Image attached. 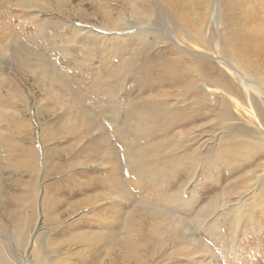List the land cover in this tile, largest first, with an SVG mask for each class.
Returning a JSON list of instances; mask_svg holds the SVG:
<instances>
[{"label": "bare ground", "instance_id": "obj_1", "mask_svg": "<svg viewBox=\"0 0 264 264\" xmlns=\"http://www.w3.org/2000/svg\"><path fill=\"white\" fill-rule=\"evenodd\" d=\"M69 1L71 2V0H53L54 3H49V8L54 11L59 10L61 3L66 4ZM83 1L85 0H81V4ZM89 1L90 7L100 14H114L113 9L109 7L110 4L103 3V0ZM107 1L119 4L125 11L130 9L137 17H141V11L146 12L149 4L147 0ZM223 1L222 27L224 30L219 38L220 42H223L220 52L223 57L220 58L224 60L226 66H231V63L237 66L239 69L237 71L241 74L238 79L243 82L248 92L249 84L243 79H247L246 75H249L250 69L256 67L257 73L253 72V74L260 91V88L264 89V35L259 36L262 32L261 27L263 28L259 22L264 20V15H259L260 11L256 12L258 15H253L251 12L255 10L250 7L248 0L240 3L234 0ZM22 2V5L28 9H35L41 5L38 0H22ZM258 3L256 4L258 8L261 6L260 8L263 9L264 0H259ZM187 4L190 8L198 6L196 1L193 3L190 0H166V8L175 23L176 37L186 36L192 42H212L213 34L208 40L203 35L202 20L205 12L196 13L194 12L196 10H188ZM202 7L204 11L208 9L206 2ZM146 16L150 17L148 14ZM248 18L256 25L253 24L250 28ZM114 23L115 21L112 20V26L116 28L117 24ZM179 24H183L187 30L184 31ZM155 25H158L157 20ZM159 30L151 28L145 32L136 29L133 38L139 42L127 43L131 39L120 40L121 47L124 45L127 47H118L116 52L118 55L104 56L103 64L100 66L102 73L93 75L94 80H90V93L92 98H95L91 100L94 101L91 105L104 119L111 122L110 128L99 131L96 138L100 146H103L102 159L110 160V166H106L104 161L99 164V166H105L101 167L100 171L103 177L92 178L95 176L90 174L87 180L78 179L79 190L91 193L81 199H72L70 204L59 200L58 195L54 198L45 197L47 214L55 215V218H57L55 212L60 202H65L67 206L62 210L59 209L58 217H60L59 212L70 214L74 210L83 209L82 207H85L83 210L86 213L95 210L96 223L84 219L88 217L86 213L80 217V221L85 223L81 225L90 229L95 228V230L79 229L77 233H69L64 241L67 249L74 243L79 244L80 249L94 248L98 246L97 242L99 246L104 243L105 250L100 258L101 264H142L144 261L138 253H147L149 246H154L151 255L158 256L160 248L167 240H170L171 244H183L178 248L174 247L179 254L184 256H190L195 252L202 254L208 251L207 245L198 243L193 234L189 233L188 214L193 215L192 220L202 224L209 234H215L216 231L220 233L223 230L219 225L221 216L230 219L229 230L226 231L229 237L233 238L243 222L250 221L252 224L255 222L252 211L264 207V181L261 187L253 189L254 191L250 186V182L258 180L255 173L264 172V112L260 110V116H263L261 118L263 130L251 131L241 125L231 128L227 121L234 115L233 106L240 109L237 99L233 96L239 94V88L231 84L225 77L227 76L225 72L215 68L210 64L211 62H206L203 57L183 51L179 45L178 48L167 45L163 49V43H161L163 39L158 34ZM250 42H257L255 50L248 48ZM83 47L86 48L87 45L83 43ZM11 51L14 58L18 60H24L28 54L35 57L38 55L36 50L26 45H13ZM127 54L128 56H125ZM116 56L119 58L115 59ZM110 57L115 60L110 61ZM20 60L17 63L19 66L22 65ZM95 71H98L97 68H92V74ZM132 75L135 79L128 89L130 91L126 92L136 89L138 91L136 97L126 101L116 99L115 96L121 91L125 79ZM209 84L223 88L221 95L215 97L213 101L209 100L207 92ZM121 111L124 113L122 118L118 117ZM81 121L83 124L86 122L85 126H88L89 122L94 123L95 115L85 112ZM211 122H215V125ZM204 125L211 130L215 127L220 129L218 138L212 144L208 142V139L199 141L202 132L194 136L190 135L191 130L199 129ZM62 126L60 125V130ZM175 127L179 129L173 131ZM154 130L161 136L151 139L155 133ZM209 133L203 135L208 136ZM55 147L59 157L61 147H58L57 143ZM10 149L25 153L26 156L18 163L16 162L14 166L16 172L26 173L29 181L33 180L36 168L39 175L38 154L35 149L18 144H12ZM71 153L68 151L69 155L65 162L53 163L52 168L56 177L51 188L55 189L61 182L66 181L67 194L72 198L76 191L69 183L77 176L81 178L85 171L82 168L72 172L67 169L73 163ZM58 157L54 158V162L55 160L58 162ZM255 160L257 163L252 165ZM84 161L86 164L87 160L84 159ZM217 162L222 164V169L230 166V172L247 166L252 167L247 169L250 172L247 179L240 181L242 185L232 187L229 186V182H225L226 185L220 183L224 175H218L221 170ZM78 163L81 166L80 162ZM202 166L209 170L200 177L201 173L198 169ZM122 168L133 175L136 192H128L125 179L118 174ZM189 181H194L193 187L196 189L186 197L183 193ZM204 182L206 185H201ZM203 191L209 192V198L198 206L203 200L201 199ZM105 195L111 205L109 210L102 203H98ZM12 198L17 199L15 195ZM143 219L148 222L146 226L139 223V220ZM79 225L80 222L75 224L68 222L64 227L62 224L59 225V228L69 232L70 229ZM153 235L159 238L160 235L162 236L154 245L151 241L149 245ZM226 248L229 247L226 246ZM94 251L99 256V248H95ZM62 255L50 259L52 261L48 264H68L64 253ZM107 256H109L108 260L105 258ZM93 260L94 257L85 252L82 264H91ZM0 264H16L10 258L7 247L2 241H0Z\"/></svg>", "mask_w": 264, "mask_h": 264}, {"label": "rangeland", "instance_id": "obj_2", "mask_svg": "<svg viewBox=\"0 0 264 264\" xmlns=\"http://www.w3.org/2000/svg\"><path fill=\"white\" fill-rule=\"evenodd\" d=\"M88 1L85 0L81 4V0H71L66 4L61 3L60 9L54 11L49 8V3H54L53 0H38L41 5L35 9H28L22 5V0H0V241L5 244L7 253L16 264H48L52 261L50 259H55L57 255L63 256L62 253H64L68 264H82L85 252L92 258L94 257L91 264H101L100 258L105 250L104 243L99 246L97 242L98 246L95 244L96 247L90 249L87 247L80 249L79 244L74 243L67 249L64 241L69 233H77L79 229L88 228L81 225H85L84 221H80V217L86 213L83 210L85 207L74 210L70 214H60L59 212L60 217H58V211L67 206L65 202L70 204L74 198L81 199L90 195L91 192L84 193L79 190L78 179L87 180L90 174L95 176L92 178H100L103 175L100 174L101 167L105 166H99V164L104 161L106 166H110V160L102 159L103 146H100L96 138H98L99 131L110 128L111 122L104 119L92 107L91 102L94 101L91 100L95 98H92L90 93V80H94L93 75L102 73L100 66L103 64L104 56L107 54L118 55L116 52L122 44L120 40L131 39L127 43L139 42L133 38L136 29L145 32L151 28L152 30L160 29L158 34L163 39L161 42L163 49L167 45L177 48L179 45L181 50L203 57L206 62H211L210 64L215 68L225 72L227 76H223L241 91L238 95H233L237 99L240 109L233 106L234 115L227 122L232 126L231 128L241 125L251 131L263 130L261 129L263 116H260V110L264 112V89L260 88L259 91V86L256 84L257 79L253 72L257 73V68L250 69L249 75H246L247 79H243L245 83L249 84L248 92L243 82L238 79L241 74L237 71V66L233 63L231 66H226L224 60L220 58L223 57L220 53L223 42H220L219 39L224 30L222 27L223 0H190L193 3L196 1L198 6L192 8L188 4L186 6L188 10H196L194 11L196 13L205 12L202 20L205 33L203 35L208 40L213 34L212 42H192L186 36L178 38V35L176 37L175 23L166 8V0H147L149 3L147 10L146 12L141 11V17H137L130 9L125 11L119 4L109 3L107 0H103V3L110 4L109 7L113 9L114 14H100L90 7L91 4ZM234 1L240 3L244 0ZM248 1L250 7L255 10L251 12L253 15H258V13L261 16L264 15V6L262 9L261 6L258 8L256 5L259 4V0ZM205 2L208 9L204 11L202 6ZM115 11L122 13L118 14ZM146 13L150 17H147ZM112 20L115 21L114 24H117L116 28L112 26ZM156 20L157 26L155 25ZM247 20L251 28L254 22L249 18ZM259 23L264 28V20ZM180 26L184 31L187 30L183 24ZM263 28L261 27L262 32L259 36L264 35ZM149 39L151 38L149 37ZM83 43L87 45L86 48L83 47ZM256 44L257 42H250L248 48L255 50ZM13 45H26L30 49L36 50L38 55L35 57L28 54L24 60L19 59L22 63L19 66L17 65L19 60L14 58L11 51ZM231 48L234 49L233 46ZM112 58H109L110 61L118 59L119 56L114 57L113 60ZM226 60L230 61L228 58ZM92 68H97L98 71L92 74ZM134 79V75L125 79L121 91L115 96L116 99L126 101L136 97L138 93L136 89L126 92L130 91L128 89L132 86ZM221 91L223 88L209 84L207 86L209 100L213 101L215 97L221 95ZM85 112L95 115L94 123L89 122L88 126H85L86 122L83 124L81 121ZM118 115L120 118L124 117L122 111ZM211 123L215 125V122ZM60 125H63L61 130L59 129ZM178 129L179 127H175L173 131ZM219 131V128L215 127L211 130L207 125H204L199 129L191 130L190 135L194 136L202 132L199 141L208 139V142L212 144L218 138ZM205 133H209V135L204 136ZM160 136L161 134L155 132L151 139ZM15 143L31 146L37 151L40 173L37 175L36 168L32 181H29L26 173H19L14 169L16 162L18 163L20 159L26 157L25 153L9 150L12 144L16 145ZM56 143L58 147H61L59 157L56 154ZM81 148L84 150L79 152ZM68 151L69 153L73 152L70 155L75 164L72 163V166H68L71 168L67 167V169L72 172L82 168L85 171L81 178L78 176L74 178L76 182L71 180L69 183L76 191L72 198L67 194L68 183L66 181L61 182L55 189L51 188L54 177H56L52 165L65 162L69 155ZM73 154L76 155L72 157ZM56 156L58 162L57 160L54 162ZM84 159L87 160L86 164ZM78 162L81 166L78 165ZM255 163L257 160L252 165ZM217 165L221 170L218 175H224V178L220 179V183L226 185L229 182V186L232 187L242 185L240 181L247 179L250 173L247 169L252 167L247 166L241 170L230 172V166H223L222 169L220 162H217ZM208 170L204 166L199 167L200 177ZM119 172L118 174L125 179L128 192H136L133 175L124 168ZM255 174L258 180L250 182L251 190L259 189L264 181V172L257 171ZM196 178L198 179V177ZM194 181H189L186 184L184 196H189L192 194V190L196 189L193 187ZM205 183L201 185H206ZM208 194V191H203L201 195L203 200L198 206L208 201ZM14 195L17 199L12 198ZM56 195L59 196V200L65 201L60 202L59 208L55 212L57 218L55 215L47 214V207H45V197L54 198ZM107 198L105 195L98 203H102L109 210L111 205ZM124 210L126 211V207ZM88 212L86 213L88 217H84V219L96 223L95 210ZM252 213L255 222L253 224L250 221L243 222L237 235L233 238H230L226 231L229 230L230 219L221 216L219 225L223 230L220 233L216 231L215 234H209L204 230L202 224H197L192 220L193 215L188 214L189 233L193 234L198 243L207 245V252L202 254L195 252L190 256H184L174 250L183 244H171L170 240H167L160 248L158 256L151 255L154 246H149L150 249L147 253L140 252L138 255L144 261L142 264H264V207L257 208ZM68 222H73V224L80 222V225L70 229L69 232L59 228V225L62 224L64 227ZM139 223L145 226L148 224L145 219L139 220ZM155 236L157 235L151 237L149 245L150 241L154 245L162 235L160 238ZM62 241L64 244L61 243ZM223 247L225 252H223ZM95 248H99V256L96 255ZM105 258L108 260L109 256Z\"/></svg>", "mask_w": 264, "mask_h": 264}]
</instances>
